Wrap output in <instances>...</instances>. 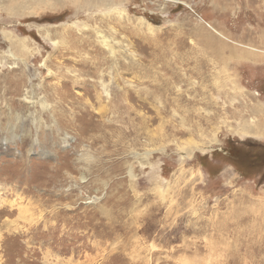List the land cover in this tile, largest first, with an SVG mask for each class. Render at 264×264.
<instances>
[{
	"label": "rangeland",
	"instance_id": "rangeland-1",
	"mask_svg": "<svg viewBox=\"0 0 264 264\" xmlns=\"http://www.w3.org/2000/svg\"><path fill=\"white\" fill-rule=\"evenodd\" d=\"M258 105L264 0H0V264H264Z\"/></svg>",
	"mask_w": 264,
	"mask_h": 264
},
{
	"label": "bare ground",
	"instance_id": "bare-ground-1",
	"mask_svg": "<svg viewBox=\"0 0 264 264\" xmlns=\"http://www.w3.org/2000/svg\"><path fill=\"white\" fill-rule=\"evenodd\" d=\"M32 1V0H31ZM25 8V7H24ZM12 41V40H11ZM13 42V41H12ZM16 45V44H15ZM14 45V46H15ZM12 46V45H11ZM248 55L249 56V52H246L244 55ZM258 107V108H257ZM101 108H99L98 109V111L99 112H101ZM254 111H255V113H263L264 112V110H263V108L260 106V105H258V106H256V110L254 109ZM236 133H238V134H241V135H249V134H251L252 133V126L250 125V124H246V125H244L243 127H242V129H240V130H238V132H236ZM213 143H216L217 141L213 138ZM193 147H195V144H193V143H190V144H188V147H184V148H186L185 149V154H186V157H189L191 154H192V152H193ZM158 152H161V153H163L164 152V148H162V149H160V150H157ZM46 154H48V153H46ZM148 155H150V153H145V156H148ZM86 158H88V157H86ZM182 159V158H181ZM85 161V160H84ZM181 164H182V162H181ZM132 167V166H131ZM129 168L128 169V175L130 176V178H133V173H132V168ZM84 179V175H80V180H83ZM26 210V209H25ZM26 213H27V211H25Z\"/></svg>",
	"mask_w": 264,
	"mask_h": 264
}]
</instances>
